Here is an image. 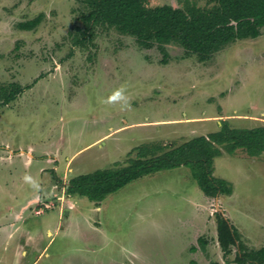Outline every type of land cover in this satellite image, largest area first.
<instances>
[{"label":"rangeland","instance_id":"obj_1","mask_svg":"<svg viewBox=\"0 0 264 264\" xmlns=\"http://www.w3.org/2000/svg\"><path fill=\"white\" fill-rule=\"evenodd\" d=\"M82 11V0H0V82L36 78L0 106V264H236V247L225 255L219 246L216 211L248 248L264 247V152L222 150L213 174L233 192L214 200L185 166L143 175L98 203L65 191L73 176L127 164L142 143L166 149L217 131L216 115L231 127L263 125L264 28L205 62L170 43L163 64L156 46L105 25L95 47H73L67 33ZM40 12L33 30L16 27ZM121 87L123 109L107 102Z\"/></svg>","mask_w":264,"mask_h":264},{"label":"trees","instance_id":"obj_2","mask_svg":"<svg viewBox=\"0 0 264 264\" xmlns=\"http://www.w3.org/2000/svg\"><path fill=\"white\" fill-rule=\"evenodd\" d=\"M82 2L85 11L78 16L80 25L67 33L73 47H95V29L105 25L121 34L133 36L139 47L156 46L163 64L167 63L166 45L170 43L182 47L186 55L193 54L199 62H205L236 40L258 37L264 28V0H208L207 6L186 0L180 7L171 4L147 6L145 0ZM43 17L44 13L40 12L17 22L16 27L33 30ZM16 43L15 48H18ZM73 47L68 55H72ZM35 81L36 78L32 83ZM32 83L0 82V106L13 101ZM238 149L250 156L264 152V124L241 128L231 127L227 120H222L218 131L194 136L168 149L159 144H141L136 147V156L128 158L127 164L73 176L68 179L65 191L98 203L143 175L185 166L205 195H230L232 184L213 174L214 159L222 154V150L233 154ZM215 215L217 240L223 253L229 254L231 247L235 246L237 251L233 262L236 264H264V247L248 248L222 212L216 211ZM198 243L203 249L206 240L199 237ZM190 249L195 250V247Z\"/></svg>","mask_w":264,"mask_h":264},{"label":"clouds","instance_id":"obj_3","mask_svg":"<svg viewBox=\"0 0 264 264\" xmlns=\"http://www.w3.org/2000/svg\"><path fill=\"white\" fill-rule=\"evenodd\" d=\"M117 101L121 102L122 109L128 106V99H127V96L125 95V89L123 87L115 90L113 93H111L107 97L108 103H113ZM26 179H29V178L26 177Z\"/></svg>","mask_w":264,"mask_h":264},{"label":"crops","instance_id":"obj_4","mask_svg":"<svg viewBox=\"0 0 264 264\" xmlns=\"http://www.w3.org/2000/svg\"><path fill=\"white\" fill-rule=\"evenodd\" d=\"M217 117H220V119L219 120H217L218 122H219V124H220V126H221V122H222V120H228L229 118H226V119H224V118H222V116L221 115H216ZM213 117H215V116H212V117H208V118H213ZM205 118H207V117H205ZM188 120H192V119H190V118H187ZM187 120V121H188ZM219 129H220V127H219ZM218 129V130H219ZM217 130V131H218ZM213 132H215V131H213ZM209 133H211V132H209ZM208 134V133H207ZM204 135H206V134H204ZM198 136V135H197ZM194 137V136H193ZM187 141V140H186ZM185 142V141H184ZM183 143V142H182ZM142 144H144V143H142ZM145 144H147V143H145ZM141 145V144H140ZM160 145V144H159ZM139 146V145H138ZM161 146L162 147H164L165 146V144H161ZM174 146H177V145H174ZM174 146H171V147H174ZM137 147V146H136ZM170 148V147H169ZM164 149V148H163ZM166 149H168V148H166ZM133 150V149H132ZM177 168V167H176ZM68 195H74V194H68ZM220 196H223V195H219V196H217V198H220ZM230 196V195H229ZM209 198H210V200H214V198H216V197H210L209 196ZM220 200V199H219ZM70 205H72V203L70 204ZM13 225V223H11V225L10 226H12ZM25 254H26V251L24 252ZM42 253V251H40V253H39V255ZM35 263V260H32L31 261V263H29V264H34Z\"/></svg>","mask_w":264,"mask_h":264},{"label":"built area","instance_id":"obj_5","mask_svg":"<svg viewBox=\"0 0 264 264\" xmlns=\"http://www.w3.org/2000/svg\"><path fill=\"white\" fill-rule=\"evenodd\" d=\"M35 213H36V214H39V213H40V210H36Z\"/></svg>","mask_w":264,"mask_h":264}]
</instances>
